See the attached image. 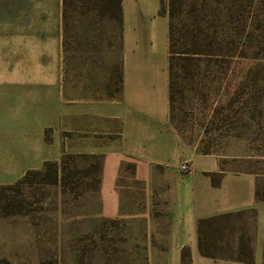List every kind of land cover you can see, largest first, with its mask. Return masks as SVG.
I'll return each instance as SVG.
<instances>
[{"label":"rangeland","instance_id":"1","mask_svg":"<svg viewBox=\"0 0 264 264\" xmlns=\"http://www.w3.org/2000/svg\"><path fill=\"white\" fill-rule=\"evenodd\" d=\"M60 1L0 0V264H264V207L217 232L212 257L173 249L185 149L259 175L264 192V0H175L177 21L214 7L200 17L231 41L221 68L180 88L176 170L150 161L148 141L130 155L104 118L121 77L111 20L73 23L62 66Z\"/></svg>","mask_w":264,"mask_h":264},{"label":"crops","instance_id":"2","mask_svg":"<svg viewBox=\"0 0 264 264\" xmlns=\"http://www.w3.org/2000/svg\"><path fill=\"white\" fill-rule=\"evenodd\" d=\"M160 0H121V20H111L120 47L121 83L118 94L104 101V118L122 128L130 155L143 154L148 141L150 161L176 170L181 155L168 162L169 145H177L178 135L169 119L168 105V18L160 14ZM59 58L66 63L62 48L61 1L59 9ZM111 48L113 44H110ZM190 173L179 183L175 227L178 241L198 251L196 224L200 219L224 214L263 210L255 197L259 175L224 169L211 155H190Z\"/></svg>","mask_w":264,"mask_h":264},{"label":"trees","instance_id":"3","mask_svg":"<svg viewBox=\"0 0 264 264\" xmlns=\"http://www.w3.org/2000/svg\"><path fill=\"white\" fill-rule=\"evenodd\" d=\"M175 5V0H167L166 8L162 5L160 7V14H166L168 18V105L169 119L173 124L178 122L175 102L181 93L180 88L189 85L195 79H206L213 75L216 69L221 68L214 65L213 59L218 52L229 50L231 42L228 31H223L218 36L219 41H216L217 31L209 27L208 22L200 17V13L203 12L204 18L207 17V13L215 17L216 10L214 7L203 5L202 11L200 10L198 14L193 5H187L184 18L177 21ZM121 13V0H61L62 48L64 53L70 49V33L73 23L78 24L89 18L86 26H89L94 32L98 30L105 19L120 21ZM120 83L121 77L115 93L110 94V97L118 94ZM48 170L49 168H44L45 172ZM56 173L54 171L55 178L58 176ZM255 197L262 201L264 206V192L258 185L256 186ZM241 214L242 212L224 214L198 220L196 230L199 254L212 257L209 246L216 243V233L226 228L232 219L240 217ZM238 242L241 243V241Z\"/></svg>","mask_w":264,"mask_h":264},{"label":"built area","instance_id":"4","mask_svg":"<svg viewBox=\"0 0 264 264\" xmlns=\"http://www.w3.org/2000/svg\"><path fill=\"white\" fill-rule=\"evenodd\" d=\"M179 172L181 175H188L190 173V168L187 163H182L179 166Z\"/></svg>","mask_w":264,"mask_h":264}]
</instances>
